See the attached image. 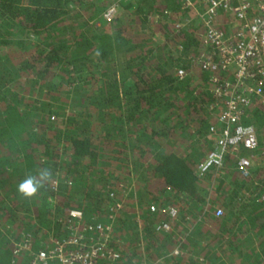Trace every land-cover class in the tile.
I'll list each match as a JSON object with an SVG mask.
<instances>
[{
  "label": "trees",
  "instance_id": "trees-1",
  "mask_svg": "<svg viewBox=\"0 0 264 264\" xmlns=\"http://www.w3.org/2000/svg\"><path fill=\"white\" fill-rule=\"evenodd\" d=\"M111 4L112 18L101 17ZM185 13L181 0H0V264L18 263L11 244L22 233L32 234L33 248L44 247L50 233L64 234L67 208L81 209L85 220L106 218L114 196L135 198L125 211L136 215L126 222L137 228L138 221L132 238L145 255H162V264H264V163L255 165L264 156V104L252 96L241 116L235 152L250 158L249 174L234 160L229 182L219 178V195L207 198L197 164L202 147H214L208 131L219 108L208 105L217 101L210 73L191 59L202 27L172 28ZM57 75L68 92L64 111L23 100L54 89L45 79ZM217 168L224 169L210 168V179ZM45 170L58 178L52 193L48 179L33 197L18 191ZM83 191L88 200L79 202ZM151 203L174 207L175 215H157ZM157 218L170 229L156 231Z\"/></svg>",
  "mask_w": 264,
  "mask_h": 264
},
{
  "label": "built area",
  "instance_id": "built-area-1",
  "mask_svg": "<svg viewBox=\"0 0 264 264\" xmlns=\"http://www.w3.org/2000/svg\"><path fill=\"white\" fill-rule=\"evenodd\" d=\"M181 8L186 13L182 19L173 21L172 28L178 31L192 21L202 27L197 33L200 38L197 51L191 59L199 69L210 73L211 90L217 101L215 105H208L219 108L215 121L209 125L214 147L199 160L197 168L203 173L221 166L224 153L228 151L235 154L237 171L247 175L251 160L238 156L235 150L244 136L241 116L248 109L252 96H258L264 104V0H181ZM114 12L115 5L111 4L103 15L109 20ZM223 19L227 30L220 26ZM178 49H183L182 43L178 44ZM186 73L182 66L176 70L179 78ZM57 182V176L48 178L46 185L50 193L56 189ZM113 194L111 192V196ZM107 209L105 220H85L81 209L67 208L63 216L64 234L54 236L50 233L43 242L44 247L33 248L32 234L22 233V237L13 239L11 244L17 264H101L105 260H117L121 253L116 248L119 238L114 232L113 220L123 209V199L114 196ZM148 210L157 215L166 212L170 217L176 212L174 207L154 203L148 205ZM220 212L218 208L216 214ZM169 229L167 219L155 220L156 231ZM172 252L179 253V248L175 247ZM151 264L162 262L158 258Z\"/></svg>",
  "mask_w": 264,
  "mask_h": 264
},
{
  "label": "rangeland",
  "instance_id": "rangeland-1",
  "mask_svg": "<svg viewBox=\"0 0 264 264\" xmlns=\"http://www.w3.org/2000/svg\"><path fill=\"white\" fill-rule=\"evenodd\" d=\"M100 16L102 17L103 14H100ZM101 25H102V23L100 22L98 24V26H101ZM93 65L94 64L90 65L89 67H92ZM52 69L53 68H51V70ZM53 75L54 74H52V76ZM52 76L49 79H45V80H47L48 82H50L51 85L52 84H56V86H55L54 89L52 88L49 91L46 86H43V88H42L43 89V92L40 93L41 95L39 94L40 95L39 98L37 97L38 94L35 91H33V92H30V93H26L25 96H24V98H23V100L25 102H28L30 100H33L36 104L39 102V100L41 102L42 101H45V102H48V103H52V104H54V109H56L57 112L61 113L62 111H64V108L63 107L66 105V102H67L66 97H67V93L68 92L65 91V89H64V84L65 83H61L60 78L58 77L60 75H57L55 77H52ZM37 111L41 112L40 109H38ZM65 112H66V110H65ZM49 116H50V114H49ZM33 120H36V117H34ZM60 125H61V128H62L63 127L62 126L63 123H61ZM208 134H209L210 137H212L211 134L209 133V131H208ZM211 140H213V138H211ZM181 144L182 143H180V142L176 144V146L179 148V150H180V147H181V150H182V145ZM206 145H207V143H206ZM211 145H212V143H211ZM208 146H210V142H208L207 147ZM56 148H59V147H56ZM209 149H210L209 147L208 148H206V147L203 148L202 147L201 151L204 150V154H205ZM12 150L13 151H17V149L15 147H13ZM135 153H138L139 154L138 151H135L133 154H135ZM203 156L204 155L202 154L200 157H198V160H201ZM231 157L229 156L228 158L224 159L223 164L221 166H218V167H223L224 169L217 168L219 170V174H217L214 178H211L210 179V176H208V174H207L208 171L201 173L202 176L205 175L206 177L204 176V177L201 178V181L202 180H204V181L201 182L200 188H202L205 191L204 192V195L207 198H210L211 196L219 195V191H221V190H218L217 189V186H218V183L217 182H219V178L224 177L225 178L224 180H226L227 182H229L228 180L230 179V176H231V174L233 172V170L231 171V169H235L233 167L234 166L233 162L235 160V154H232L231 153ZM260 161H261V164L264 163V156H262L258 160L259 163L255 164V165H259L260 164ZM100 164H101V161H100ZM123 165H125V161L123 162ZM130 166L131 165L129 164V166H128L127 169L130 170V171H133L132 166L129 169ZM120 173L121 172H119V174ZM4 175H8L7 171H5ZM125 175L127 176L128 175V172H126ZM218 175H219V177H218ZM130 176H131V180L134 181V177H132V174H130ZM121 185H124L125 186L126 185V180L123 181L121 183ZM131 187H132L131 184L128 185L127 187H123L122 186V189H121L122 192L121 193L123 195L127 194L128 190H130ZM47 192H49L48 189H47ZM200 192H201V190H200ZM241 192L244 195L247 194V191L246 190L245 191H241ZM121 197L123 198V204H125L126 207L124 206V211L123 212L120 211L121 213L118 212V214L115 216V219L113 220L115 234L119 238V243L116 245V248L119 250V252L121 254H123V257L132 256L133 257L132 258V261L134 262V264H136V263L137 264H151L154 260H156V259H158L160 257L162 258V255H159L158 257H156L155 253H153V255H151V254H146L145 255V253L142 250V248L141 247H137V244H138L137 243V239L132 238V237L133 236H136L137 233L139 232L138 221H137V225H136L137 228H136L133 223L126 222L127 217L125 216V211H127L129 208L132 207L130 205V202L134 201L135 198L134 197L133 198H128L126 196H124V197L121 196ZM77 198L79 199V202H85V200H88V197L86 196V191H83V195L82 196H79ZM97 218H103L102 220H105L106 219V218H104V215L102 217H99L98 216ZM97 218H94V219H97ZM10 229H12L11 226H10ZM132 252H133V255H132ZM149 252H151V251H149ZM146 256H149V257H146ZM148 259H151V260L148 261V263H146V261Z\"/></svg>",
  "mask_w": 264,
  "mask_h": 264
},
{
  "label": "clouds",
  "instance_id": "clouds-1",
  "mask_svg": "<svg viewBox=\"0 0 264 264\" xmlns=\"http://www.w3.org/2000/svg\"><path fill=\"white\" fill-rule=\"evenodd\" d=\"M50 173L46 170L40 173V178L29 176L18 185V191L25 197H33L38 193L42 183L48 179Z\"/></svg>",
  "mask_w": 264,
  "mask_h": 264
},
{
  "label": "crops",
  "instance_id": "crops-1",
  "mask_svg": "<svg viewBox=\"0 0 264 264\" xmlns=\"http://www.w3.org/2000/svg\"><path fill=\"white\" fill-rule=\"evenodd\" d=\"M124 211V207H123V209H122V212ZM121 213V212H120ZM125 216H126V214H125ZM129 217V218H128ZM135 220L136 219V215L135 214H127V221L128 220Z\"/></svg>",
  "mask_w": 264,
  "mask_h": 264
}]
</instances>
